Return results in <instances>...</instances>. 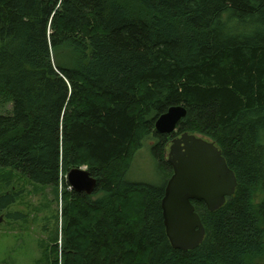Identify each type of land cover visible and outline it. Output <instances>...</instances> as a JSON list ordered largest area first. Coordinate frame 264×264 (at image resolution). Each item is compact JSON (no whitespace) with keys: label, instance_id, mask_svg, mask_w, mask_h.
<instances>
[{"label":"trees","instance_id":"16d2710c","mask_svg":"<svg viewBox=\"0 0 264 264\" xmlns=\"http://www.w3.org/2000/svg\"><path fill=\"white\" fill-rule=\"evenodd\" d=\"M11 103L3 180L17 173L62 201L47 264H264V0H0V104ZM176 106L177 131L156 132ZM183 134L213 141L238 180L216 212L193 202L206 229L193 251L173 248L162 211ZM148 139L162 187L128 179ZM83 167L91 196L67 183ZM15 199L1 195L0 211Z\"/></svg>","mask_w":264,"mask_h":264},{"label":"water","instance_id":"95a60500","mask_svg":"<svg viewBox=\"0 0 264 264\" xmlns=\"http://www.w3.org/2000/svg\"><path fill=\"white\" fill-rule=\"evenodd\" d=\"M186 116L184 107H172L157 120L155 130L162 135H173ZM168 162L173 176L162 201L167 236L174 249L193 251L206 237L193 202H203L210 212H216L235 195L238 180L218 146L201 136L183 134L175 139ZM67 183L74 191L91 196L98 181L87 169L75 168L68 173Z\"/></svg>","mask_w":264,"mask_h":264},{"label":"rangeland","instance_id":"374dc122","mask_svg":"<svg viewBox=\"0 0 264 264\" xmlns=\"http://www.w3.org/2000/svg\"><path fill=\"white\" fill-rule=\"evenodd\" d=\"M12 109V103L0 104V115L8 114ZM153 144L150 139L144 142L128 179L162 187L165 176L149 153ZM169 153L168 149L167 156ZM7 176L0 172V196L13 193L16 199L14 205L0 211V264H47L45 252L51 247V239L56 233L58 223L54 215L61 211L62 201H56L51 189L43 195L37 193L33 185L17 173L12 174L11 180L4 181ZM70 190L73 189L70 187ZM59 225L61 229V222Z\"/></svg>","mask_w":264,"mask_h":264},{"label":"flooded vegetation","instance_id":"af4514ba","mask_svg":"<svg viewBox=\"0 0 264 264\" xmlns=\"http://www.w3.org/2000/svg\"><path fill=\"white\" fill-rule=\"evenodd\" d=\"M181 136H182V135H181ZM181 136H179V137H176V138L172 139V141H171V143H170V146H169V151H170V147H171V145H172V142H173L175 139H178V138H180ZM168 156H169V154H168Z\"/></svg>","mask_w":264,"mask_h":264}]
</instances>
